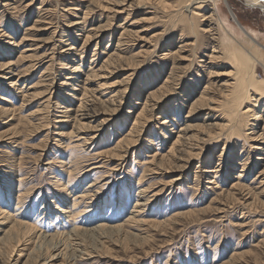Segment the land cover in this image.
I'll return each mask as SVG.
<instances>
[{"label": "rangeland", "instance_id": "374dc122", "mask_svg": "<svg viewBox=\"0 0 264 264\" xmlns=\"http://www.w3.org/2000/svg\"><path fill=\"white\" fill-rule=\"evenodd\" d=\"M192 1L0 0V264H264V8Z\"/></svg>", "mask_w": 264, "mask_h": 264}, {"label": "bare ground", "instance_id": "6f19581e", "mask_svg": "<svg viewBox=\"0 0 264 264\" xmlns=\"http://www.w3.org/2000/svg\"><path fill=\"white\" fill-rule=\"evenodd\" d=\"M256 1H258V3H259V5H261L263 8H264V0H256ZM201 2L200 1H197V0H193L189 5H188V9L189 8H192V9H190L191 10V12L194 14V13H196V9L197 8H193V6L194 5H197V4H200ZM205 3V2H204ZM211 4H212V2H211ZM214 4V3H213ZM216 7V6H215ZM213 10V9H212ZM198 13V12H197ZM211 16H213V18L216 20V21H218L219 22V20L217 19V17H215L216 16V13L215 12H213V13H211ZM107 21V20H106ZM236 21V20H235ZM211 23V22H210ZM238 24V23H237ZM244 32V31H243ZM245 34L247 35V37L248 38H250L251 40H252V42H254L255 43V41H254V39L250 36V34L248 35V33L247 32H245ZM258 45V44H257ZM246 48V47H245ZM263 49H264V47H262ZM31 49H33V48H31ZM31 49H25V50H27V51H30ZM228 49V48H227ZM22 52H24V51H22ZM31 52H32V50H31ZM35 53V52H34ZM33 53V54H34ZM31 54V53H30ZM30 54H29V56H30ZM35 55V54H34ZM251 55V54H250ZM22 56V55H21ZM32 56V55H31ZM228 56V55H227ZM233 56H236V58H232L231 59V61H232V63L234 64V67H235V76L233 77V78H230L229 80H231V82H227V84H225L224 83V85H222L223 87H225V90L223 91L222 90V92H224V95H223V99H221L222 100V104L224 105V108L226 109V111L227 112H225V113H227L228 114V116L227 117H231L232 119H227V120H225V121H227V122H231V130H235V129H237L238 127H241V121L243 122L244 120V118L249 114L250 115V111H251V108L249 107L250 106V104L249 103H251L252 101L253 102H264V101H262V100H264V98H260L257 94H256V92H264V82H262V81H260L258 78H257V76H256V71H255V69H253V67H251V66H253V65H251V66H248L249 65V63H248V60H250V61H252V59H251V57H245V56H242V54H236V55H233ZM24 59V58H23ZM254 60H255V58H254ZM257 62V61H256ZM260 63V62H259ZM253 64V63H252ZM180 72V71H179ZM88 75H91V74H86V77L88 76ZM19 77V76H18ZM85 77V78H86ZM251 77H253L254 78V80H252L251 81ZM232 80H233V82H232ZM226 81V80H225ZM47 83V82H46ZM74 83V82H73ZM13 84H15V83H13L12 81H10L6 86H11V85H13ZM71 86V85H70ZM74 86V85H73ZM221 86V87H222ZM71 88V90H72V88L73 87H70ZM74 89V88H73ZM224 89V88H223ZM75 90V89H74ZM73 90V91H74ZM70 91V90H69ZM67 92L66 93V96H69V98H71V99H73V100H75V104H76V101H77V105H76V107H74L73 108V110L71 109V107L68 105V106H64L67 110L66 111H69V110H72V112L74 111L75 112V110H77V108L79 107V105H80V103H81V97H83L82 95L84 94V93H82V91H80V95L78 94H72V93H70V92ZM221 91V90H220ZM252 91V93H250ZM175 94V93H174ZM252 94V95H251ZM203 97H205V96H203ZM222 97V96H221ZM68 98V99H69ZM206 99H207V97H205ZM205 98H204V101H205ZM67 99V98H66ZM216 99V98H215ZM203 101V100H202ZM216 101V100H215ZM214 101V102H215ZM220 101V100H219ZM72 102V101H71ZM160 102V101H159ZM136 104V103H135ZM209 104V103H208ZM212 104V103H211ZM252 104H254V103H252ZM260 104V103H259ZM255 105V104H254ZM263 105H264V103H263ZM81 106V105H80ZM130 106V105H129ZM220 106V105H219ZM150 107V106H149ZM256 107V106H255ZM264 107V106H263ZM201 108V107H200ZM223 110V109H222ZM257 110V109H256ZM65 111V112H66ZM127 113H129L131 110H125ZM144 112V111H143ZM252 112V111H251ZM76 113V112H75ZM140 113H142V108H141V110H140V112H138L137 113V115H136V117H139V115H140ZM72 114V117L71 116H69V118H70V121H72L73 123H74V120L77 118L78 119V114H74V113H71ZM81 114V113H80ZM79 114V115H80ZM88 114V113H87ZM226 114V115H227ZM84 115V114H83ZM82 115V116H83ZM255 115V114H254ZM67 116V117H68ZM81 116V115H80ZM94 116V115H93ZM88 117V116H87ZM136 117H135V119L134 120H136ZM83 118V117H82ZM256 118H257V116H256ZM80 119V118H79ZM248 119V118H247ZM69 120V119H68ZM252 120V119H251ZM257 120V119H256ZM79 121V120H78ZM69 122V121H68ZM232 122H233V124H232ZM70 123V122H69ZM77 123V122H76ZM245 123V122H244ZM247 123V122H246ZM249 123V122H248ZM82 124H84V123H82ZM85 125V124H84ZM87 125V124H86ZM224 125V124H223ZM225 125H227V124H225ZM230 125V124H229ZM245 125V127L248 125V124H244ZM79 127V124L78 125H76V127ZM88 126V125H87ZM86 126V127H87ZM189 126H191V125H188V127H186V128H189ZM219 126V125H218ZM85 127V126H84ZM191 127H193V126H191ZM248 127V126H247ZM80 128V127H79ZM79 128H78V130H79ZM81 128H83V127H81ZM80 128V129H81ZM92 129H93V127H92ZM91 129V130H92ZM96 129V128H95ZM180 129H183V127H181ZM246 129V128H245ZM93 131H94V129H93ZM185 131H186V129H185ZM188 131V130H187ZM231 132H233V131H231ZM239 132H240V130H239ZM207 133V132H206ZM234 133V132H233ZM92 137H95L97 134H95V132L94 133H89ZM135 134V133H134ZM205 134V133H204ZM186 135V134H185ZM254 135V134H253ZM90 136V137H91ZM98 136V135H97ZM208 136H209V134H208ZM86 137H88V136H86ZM181 137H183V139H186L185 137H184V135H181L180 137H177L178 139L176 140V144H181V143H183L182 142V138ZM255 137V136H254ZM254 137H253V139H254ZM189 138V137H188ZM196 138V137H195ZM82 139H84V141L83 142H87L86 140V138L84 137V138H82ZM191 139V138H190ZM202 140H204V139H202ZM206 140V139H205ZM184 141H186V140H184ZM260 141V140H259ZM189 142H187V144H188ZM197 144V143H196ZM185 145V144H184ZM189 145H190V143H189ZM193 145V144H192ZM191 145V146H192ZM202 145V144H201ZM186 146V145H185ZM197 147H198V145H197ZM191 148V147H190ZM195 149V148H194ZM191 150V149H190ZM191 152V151H190ZM223 152V151H222ZM221 153V152H220ZM156 158V157H155ZM155 158H152V160H155ZM181 159V158H180ZM191 159V158H190ZM159 160V159H158ZM164 165V164H163ZM79 168V167H78ZM80 169V168H79ZM78 170V169H77ZM83 169H81L80 171H82ZM215 171H217V170H215ZM71 172H72V170H71ZM212 172H214V170L212 171ZM70 173V172H69ZM74 174H76V173H74ZM95 180V179H94ZM211 182V181H210ZM69 183V182H68ZM212 183V182H211ZM90 184H92V183H90ZM90 184H88V185H90ZM92 186H95V185H92ZM100 188V187H99ZM87 189H88V186H87ZM86 189V190H87ZM94 189V188H93ZM89 190H91V189H89ZM88 191V190H87ZM85 192V191H84ZM198 192V191H197ZM83 193V192H82ZM91 193V192H90ZM82 195V194H81ZM84 195V194H83ZM92 195V194H91ZM95 196V195H94ZM77 197V196H76ZM78 197H80V196H78ZM85 197V196H84ZM90 198V197H89ZM80 199V198H79ZM76 200V199H75ZM74 200V201H75ZM85 200V199H84ZM144 200H146V199H144ZM212 200V199H211ZM215 200V199H214ZM80 202H81V200H79ZM77 202V201H76ZM138 203V202H137ZM135 205V204H134ZM138 205H140V206H142L143 204H138ZM73 206H74V203H73ZM86 206V205H85ZM133 208V207H132ZM137 209V208H136ZM142 209V208H141ZM131 210V209H130ZM133 211H134V209H133ZM139 211H140V209H139ZM144 211V210H143ZM138 213V212H137ZM0 214H1V212H0ZM132 214H134V213H132ZM137 216V215H136ZM1 221H0V230L2 231L1 232V236H0V245L3 243V241L5 240V235L11 230L10 228L12 227V226H14V225H12L11 224V226H9L8 228H6V225H4V223H6V222H4V221H6L7 219H8V216H2L1 217ZM103 219V218H102ZM104 220V219H103ZM138 220V217L137 218H135V216H131V219H130V222H133V221H137ZM2 222V223H1ZM21 223V222H20ZM136 223V222H135ZM138 223V222H137ZM15 224V223H14ZM22 224V223H21ZM28 225V224H27ZM102 225V224H101ZM101 225L99 226V227H101ZM104 225V224H103ZM21 227V226H20ZM33 229V228H32ZM24 231H25V228L23 229ZM29 230H31V229H29ZM13 231V230H12ZM14 233V232H13ZM11 234V233H10ZM170 234V233H169ZM7 239V238H6ZM1 247V246H0Z\"/></svg>", "mask_w": 264, "mask_h": 264}]
</instances>
